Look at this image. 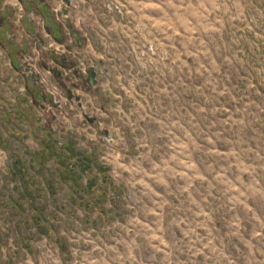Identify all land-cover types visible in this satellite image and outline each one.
Here are the masks:
<instances>
[{
	"label": "rangeland",
	"instance_id": "1",
	"mask_svg": "<svg viewBox=\"0 0 264 264\" xmlns=\"http://www.w3.org/2000/svg\"><path fill=\"white\" fill-rule=\"evenodd\" d=\"M0 264H264V0H0Z\"/></svg>",
	"mask_w": 264,
	"mask_h": 264
}]
</instances>
